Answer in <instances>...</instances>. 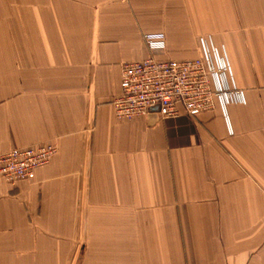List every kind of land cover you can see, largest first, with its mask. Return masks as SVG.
Wrapping results in <instances>:
<instances>
[{
    "label": "crops",
    "instance_id": "obj_1",
    "mask_svg": "<svg viewBox=\"0 0 264 264\" xmlns=\"http://www.w3.org/2000/svg\"><path fill=\"white\" fill-rule=\"evenodd\" d=\"M223 50L239 94L117 118L121 63ZM217 82H220L218 80ZM0 264H264V0H0Z\"/></svg>",
    "mask_w": 264,
    "mask_h": 264
},
{
    "label": "built area",
    "instance_id": "obj_2",
    "mask_svg": "<svg viewBox=\"0 0 264 264\" xmlns=\"http://www.w3.org/2000/svg\"><path fill=\"white\" fill-rule=\"evenodd\" d=\"M150 55L142 60L121 63L120 93L114 96L115 117L134 118L155 111L160 117L196 114L214 106V98L227 102L239 94L227 85L231 75L226 54L200 37L202 56L192 59H165L162 34L145 35ZM220 80V82H217ZM55 143L13 146L0 153V178L14 184L31 180L36 169L48 163L57 150Z\"/></svg>",
    "mask_w": 264,
    "mask_h": 264
},
{
    "label": "rangeland",
    "instance_id": "obj_3",
    "mask_svg": "<svg viewBox=\"0 0 264 264\" xmlns=\"http://www.w3.org/2000/svg\"><path fill=\"white\" fill-rule=\"evenodd\" d=\"M112 101V100H111ZM111 103V102H110Z\"/></svg>",
    "mask_w": 264,
    "mask_h": 264
}]
</instances>
